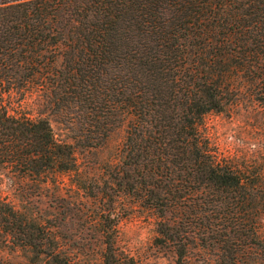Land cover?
Masks as SVG:
<instances>
[{"label":"trees","instance_id":"obj_1","mask_svg":"<svg viewBox=\"0 0 264 264\" xmlns=\"http://www.w3.org/2000/svg\"><path fill=\"white\" fill-rule=\"evenodd\" d=\"M37 82L90 146L131 117L120 179L157 213L155 240L172 246L175 264L192 243L213 250L214 264L262 248L264 189L217 158L200 125L242 87L264 106V0H0V170L40 188L72 171L74 154L45 119L9 112L5 98ZM107 217L94 264H134ZM60 238L0 196V243L30 252V264H84Z\"/></svg>","mask_w":264,"mask_h":264},{"label":"rangeland","instance_id":"obj_2","mask_svg":"<svg viewBox=\"0 0 264 264\" xmlns=\"http://www.w3.org/2000/svg\"><path fill=\"white\" fill-rule=\"evenodd\" d=\"M35 83L5 102L11 114L30 119H45L58 142L73 147L74 168L54 173L40 188L12 178L0 170V196L17 210L31 214L38 221L57 227L61 244L74 251L84 264L100 262V232L108 230L100 218H117L114 246L131 256L134 264H175L172 246L158 244L157 213L139 203L123 188L121 145L130 116H124L96 146L83 138V125L53 104V94ZM262 92V91H261ZM200 131L211 152L231 168L243 172L247 182L264 189V106L255 102L252 89L242 87L237 99L221 112L206 114ZM175 215L168 214L167 218ZM262 248L251 246L237 259V264H264V213L257 218ZM30 252L9 241L0 243V259L9 263L30 264ZM213 250L196 243L188 246L183 264H214ZM35 264H48L45 259Z\"/></svg>","mask_w":264,"mask_h":264}]
</instances>
